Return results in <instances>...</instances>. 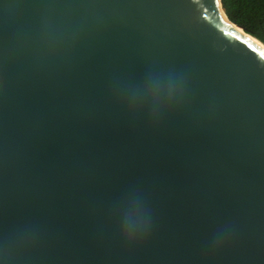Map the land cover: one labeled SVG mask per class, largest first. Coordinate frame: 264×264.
I'll return each mask as SVG.
<instances>
[{"label": "water", "instance_id": "95a60500", "mask_svg": "<svg viewBox=\"0 0 264 264\" xmlns=\"http://www.w3.org/2000/svg\"><path fill=\"white\" fill-rule=\"evenodd\" d=\"M232 25L0 0V264H264V48Z\"/></svg>", "mask_w": 264, "mask_h": 264}, {"label": "trees", "instance_id": "16d2710c", "mask_svg": "<svg viewBox=\"0 0 264 264\" xmlns=\"http://www.w3.org/2000/svg\"><path fill=\"white\" fill-rule=\"evenodd\" d=\"M229 20L264 44V0H221Z\"/></svg>", "mask_w": 264, "mask_h": 264}, {"label": "bare ground", "instance_id": "6f19581e", "mask_svg": "<svg viewBox=\"0 0 264 264\" xmlns=\"http://www.w3.org/2000/svg\"><path fill=\"white\" fill-rule=\"evenodd\" d=\"M233 26V25H232ZM234 28H236L238 31H240L241 33H243L245 36H247L248 38H250L251 40H253L254 42H256L258 45H260L262 48H264V45L261 44L257 39H254L253 37L247 35L246 33H244L241 29L233 26Z\"/></svg>", "mask_w": 264, "mask_h": 264}]
</instances>
